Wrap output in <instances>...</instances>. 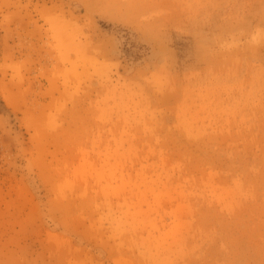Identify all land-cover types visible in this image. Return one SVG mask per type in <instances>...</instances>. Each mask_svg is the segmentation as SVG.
<instances>
[{
	"label": "rangeland",
	"instance_id": "374dc122",
	"mask_svg": "<svg viewBox=\"0 0 264 264\" xmlns=\"http://www.w3.org/2000/svg\"><path fill=\"white\" fill-rule=\"evenodd\" d=\"M0 264H264V0H0Z\"/></svg>",
	"mask_w": 264,
	"mask_h": 264
}]
</instances>
